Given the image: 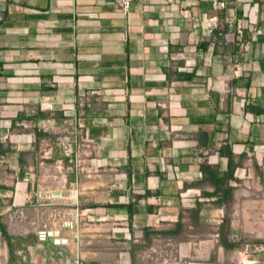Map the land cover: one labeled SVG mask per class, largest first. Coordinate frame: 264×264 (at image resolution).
<instances>
[{
    "label": "crops",
    "instance_id": "0c3cea01",
    "mask_svg": "<svg viewBox=\"0 0 264 264\" xmlns=\"http://www.w3.org/2000/svg\"><path fill=\"white\" fill-rule=\"evenodd\" d=\"M214 1L124 12L117 0H0V219L14 242L12 254L0 229V264H109L106 251L87 260L74 242L9 232L12 210L31 205L38 156L41 181L61 185L48 201L121 219V264H165L144 262L146 249L155 233L177 236L186 211L215 221L218 260L264 264V0ZM88 189L101 205H79ZM130 201L131 218L113 206ZM225 215L234 248L218 243ZM198 243L178 246L184 264L210 262Z\"/></svg>",
    "mask_w": 264,
    "mask_h": 264
},
{
    "label": "rangeland",
    "instance_id": "374dc122",
    "mask_svg": "<svg viewBox=\"0 0 264 264\" xmlns=\"http://www.w3.org/2000/svg\"><path fill=\"white\" fill-rule=\"evenodd\" d=\"M39 158L38 156L37 166L33 167L31 172L35 183L29 201L31 205L25 215L17 210H12V217H8L6 221L9 232L27 231L28 235L32 234L28 236L31 239L50 237L59 239L60 241L57 243L60 244L74 242V254L83 255L87 260L97 258L93 254L96 249L101 252L106 251L108 253L107 263L121 264L126 255L122 258L120 254L122 252L124 254L126 251L131 253V249L124 242V239L116 232V228L121 224V219L113 216L108 218L106 224H104V220L100 219L103 216L98 213L95 215L92 209L77 208L76 198L59 203L48 201L45 195L50 193V188L56 189L58 185L59 187L61 185L59 183L41 181L42 172ZM48 172L51 173L50 167ZM98 195L92 189L86 190L81 197V204L79 203V205H89L95 202H97L95 204H98V206L101 205L104 199ZM153 222L155 223V220H152ZM165 222L170 223L172 220L167 219ZM188 224H191L192 227H187ZM216 228L215 221L201 222L195 211H186L184 212L181 232L175 237H170L163 233H155L153 235L154 244L152 248L146 249L150 256L143 258V261L149 263L151 261L152 263L166 259L165 264H172L173 261H180V264L189 263L188 261L191 258H179L178 246L184 241L191 240L199 242L198 244H204L205 253L196 257L210 261L204 264H238V259L233 258L232 254L226 255L223 259H217V247L215 245L217 235L213 233ZM244 251L243 248L241 252ZM244 257L242 253L240 259L246 262Z\"/></svg>",
    "mask_w": 264,
    "mask_h": 264
},
{
    "label": "trees",
    "instance_id": "16d2710c",
    "mask_svg": "<svg viewBox=\"0 0 264 264\" xmlns=\"http://www.w3.org/2000/svg\"><path fill=\"white\" fill-rule=\"evenodd\" d=\"M224 30H227V27L224 28ZM1 68H2V64L0 63V73H1ZM40 115L43 116L44 113L43 112H40ZM20 117H23L20 115ZM36 131L38 132L37 128H36ZM0 154L1 153H5L6 150L2 149V146L0 145ZM228 156H229V161L231 160V156H232V153L231 151L229 150L228 151ZM233 175V170L232 168L228 171L227 173V176L226 177H221L220 180L218 182H216V185L219 186V187H222V185H225V188L223 189V192H227V190L231 189V186L229 185L228 182L225 181L226 178H231ZM2 189H6L7 187L6 186H1ZM151 192L147 191L146 192V196L147 195H150ZM138 198V197H136ZM227 198L225 199H222V201H226ZM197 203V202H196ZM135 204V202H128L126 204H114L113 206L114 207H127L128 208V212H129V218L132 217L133 215V211H132V207L133 205ZM150 210H153V208H150ZM180 220L177 221V225L179 226L180 225ZM222 228L220 227V230H219V234H218V243L220 245H222L224 248H234L236 246V244L234 242H231L228 240V234L232 231L231 228H230V218H229V215H225L223 217V221H222V224H221ZM0 229L3 233V235L6 237V239L8 240V244H9V248H10V253H14V242L12 241L13 239V236L9 235L6 228H5V225L4 223L1 221L0 219ZM150 233H154V231H151ZM15 239H18V237H16ZM36 239H33V241H35Z\"/></svg>",
    "mask_w": 264,
    "mask_h": 264
},
{
    "label": "built area",
    "instance_id": "2783aa9c",
    "mask_svg": "<svg viewBox=\"0 0 264 264\" xmlns=\"http://www.w3.org/2000/svg\"><path fill=\"white\" fill-rule=\"evenodd\" d=\"M134 1H137V2H142L143 0H117L120 8L122 9V11L126 12L131 4L134 2ZM213 5L215 7H226V4H225V0H215L213 2ZM233 11V9H232ZM195 202L196 200L193 199L192 197L188 196L187 192H182L181 193V203L184 205V206H187V207H192L195 205Z\"/></svg>",
    "mask_w": 264,
    "mask_h": 264
},
{
    "label": "water",
    "instance_id": "95a60500",
    "mask_svg": "<svg viewBox=\"0 0 264 264\" xmlns=\"http://www.w3.org/2000/svg\"><path fill=\"white\" fill-rule=\"evenodd\" d=\"M48 239H51L54 242H59L60 241L59 239H54V238H50V237H48Z\"/></svg>",
    "mask_w": 264,
    "mask_h": 264
}]
</instances>
